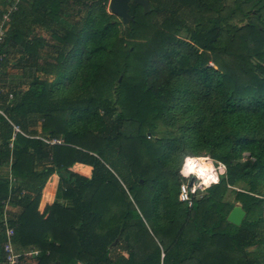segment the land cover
<instances>
[{
	"label": "trees",
	"instance_id": "16d2710c",
	"mask_svg": "<svg viewBox=\"0 0 264 264\" xmlns=\"http://www.w3.org/2000/svg\"><path fill=\"white\" fill-rule=\"evenodd\" d=\"M149 1L148 12L130 3L128 23L109 0H32L30 15H12L0 63L9 42L28 54L51 44L56 55L4 111L24 133L35 116L43 135L63 140L45 146L17 133L9 147L0 116V164L11 152L14 182L27 190L13 243L38 249L35 264H264V0ZM72 3L86 17L59 34ZM159 126L167 139L151 135ZM186 148L226 166L191 206L176 198L174 162ZM116 155L131 189L107 161ZM75 162L91 177L73 173ZM53 173L66 205L40 213ZM9 189L0 176V202ZM229 192L245 210L238 226L226 219ZM0 231L3 243L2 218Z\"/></svg>",
	"mask_w": 264,
	"mask_h": 264
},
{
	"label": "crops",
	"instance_id": "0c3cea01",
	"mask_svg": "<svg viewBox=\"0 0 264 264\" xmlns=\"http://www.w3.org/2000/svg\"><path fill=\"white\" fill-rule=\"evenodd\" d=\"M32 0H19L18 12L30 15L31 11V2ZM14 0H0V18L2 13L11 5ZM81 16V15H80ZM30 16H26L24 20V25H26L30 18ZM78 17V23L76 24V28L79 30L83 23H81V19H79V15L74 14H66V11L63 8V15L61 17L64 19H68L72 21L71 27L66 28L63 27L60 21L61 27L59 28V34L62 33L63 29H67L71 31L73 29L74 20ZM12 26V20L10 22V27ZM24 30L26 27H22ZM71 29V30H70ZM10 28L8 29V31ZM32 34L40 37H47V33L40 27L38 24H34L32 27ZM56 55L54 48L51 44H48L44 47L35 48L34 54H28L25 51V48L20 43L9 42L6 45V60L3 63H0V107L5 110L7 106L14 105L18 101V94L21 90L26 89L28 83L36 76H42V69L47 65L48 62L54 59ZM47 61V62H45ZM9 93H12L14 96V100L9 103L7 101V96ZM6 111V110H5ZM33 123L29 124L28 133L30 134H40L41 130V120L36 119L35 116H32ZM13 160L12 153L8 154V157L4 158V163L0 164V176L5 179L9 178L11 174L10 164ZM50 162L44 161L43 163L37 165V169H42L45 165H49ZM70 170L73 173L79 174L83 177L90 178L92 173V167L83 164L80 162H75ZM12 175V174H11ZM13 176V175H12ZM59 184V176L56 173L51 174L47 181L45 182L41 192L38 203V211L42 213L47 205L51 204H59L62 206L66 205V200L57 197V189ZM21 187V192L20 188ZM27 191L22 184L18 182L10 183L9 196L2 199V202L9 199L8 206L6 208V215L8 217V221L10 223H14L18 220L19 216L23 212V204H20L18 199L22 197L21 193H25ZM24 198V197H23ZM22 200V199H20ZM26 200V199H25ZM23 201V200H22ZM0 202V204H2ZM4 206L2 209V205L0 208V218H3ZM2 232L0 231V264H3V252L1 250L2 243ZM36 248L34 247H23L21 249H17L22 253H26L22 264H35V258L37 255L31 253Z\"/></svg>",
	"mask_w": 264,
	"mask_h": 264
},
{
	"label": "built area",
	"instance_id": "2783aa9c",
	"mask_svg": "<svg viewBox=\"0 0 264 264\" xmlns=\"http://www.w3.org/2000/svg\"><path fill=\"white\" fill-rule=\"evenodd\" d=\"M18 5H19V0H14V2L11 5H9L8 8L1 15V18H0V43L3 40L4 35L8 31V29L10 28L11 17L15 12H17ZM4 57H5V53L1 52L0 53V60L3 59ZM13 100H14L13 94L9 93L7 96V101L9 103H11ZM0 116L4 117L5 120L12 127V133H11V137H10L9 147H12V141L15 138L17 133H20L26 137L39 139L42 142V144L45 146H52V145L63 143V140L61 138L46 136V135H43L42 133H40V134L24 133L18 124L14 123L12 120H10V118L7 117L4 109H2L1 107H0ZM225 172H226V170L223 171L222 175H224ZM8 180H9V183H12L15 181L14 177L11 174L9 175ZM184 182H185V180L183 179V181L181 183H184ZM199 191L200 190L198 189L196 193H194V194L190 193L189 194V201H181V202H185L188 206H191L193 197L197 196ZM8 202H9L8 198L2 202V204L4 206V212H3V218H2L3 235H4V241L2 243L3 264H22L23 258H24L26 253H22V252L18 251L16 249L14 243H13L14 226L12 224H10V222L8 221V217L5 213L6 208L8 206ZM31 253L38 255L39 250L35 249ZM78 264H81V263H78Z\"/></svg>",
	"mask_w": 264,
	"mask_h": 264
},
{
	"label": "clouds",
	"instance_id": "9594fccd",
	"mask_svg": "<svg viewBox=\"0 0 264 264\" xmlns=\"http://www.w3.org/2000/svg\"><path fill=\"white\" fill-rule=\"evenodd\" d=\"M224 170L226 169L222 161L186 148L174 162L177 177L185 180L179 185L177 200L189 201L190 193L194 194L198 189L203 192L211 185L219 183Z\"/></svg>",
	"mask_w": 264,
	"mask_h": 264
},
{
	"label": "rangeland",
	"instance_id": "374dc122",
	"mask_svg": "<svg viewBox=\"0 0 264 264\" xmlns=\"http://www.w3.org/2000/svg\"><path fill=\"white\" fill-rule=\"evenodd\" d=\"M75 3H72V5H64V10L66 11L67 14H71V15H74V14H77L79 15V19H81V23H83V20L85 19L86 17V10L82 7V5H74ZM153 4H155V1H150V7L153 6ZM108 11H109V6H108ZM110 12V11H109ZM81 15V16H80ZM163 18V14H160V15H156V19L158 21H160L161 19ZM61 24L63 27H66V28H70L71 27V24H72V21L68 20V19H64L62 18L61 19ZM78 23V17L74 20V26H73V29H77L76 28V24ZM152 136H159V137H162L163 139H167V136H168V132L166 129L162 128V127H158L156 129V131L154 133L151 134ZM200 154H205V153H200ZM208 155V154H207ZM244 157L242 159V161H245L248 159V154L245 152L244 154ZM107 159V158H106ZM105 159V160H106ZM107 161L110 163V165L112 166V169L113 172H114V175L115 176H120V179L124 182V187L125 189H127V187L131 189L132 187V178L130 177L129 174H127V167L125 166V161L123 160V158L119 155H116V157L114 158V161L113 160H109L107 159ZM225 169H226V166H225ZM183 181V178H181V181L180 183ZM205 191H199L197 196L200 197ZM234 194L230 193L227 195V200L231 201L232 203L237 204L239 202H236L233 198Z\"/></svg>",
	"mask_w": 264,
	"mask_h": 264
},
{
	"label": "water",
	"instance_id": "95a60500",
	"mask_svg": "<svg viewBox=\"0 0 264 264\" xmlns=\"http://www.w3.org/2000/svg\"><path fill=\"white\" fill-rule=\"evenodd\" d=\"M137 3L143 6L144 11L148 12L150 9L149 0H109L108 6L111 14L117 15L123 22L128 23L133 19V16L129 12L130 3ZM245 216V210L240 203L235 204L226 216L227 221L234 225H240Z\"/></svg>",
	"mask_w": 264,
	"mask_h": 264
}]
</instances>
